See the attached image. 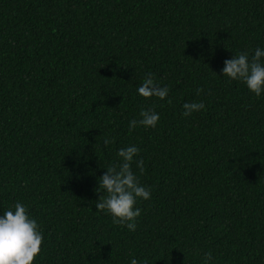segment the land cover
Returning <instances> with one entry per match:
<instances>
[{
  "label": "trees",
  "instance_id": "obj_1",
  "mask_svg": "<svg viewBox=\"0 0 264 264\" xmlns=\"http://www.w3.org/2000/svg\"><path fill=\"white\" fill-rule=\"evenodd\" d=\"M257 48L264 0H0V216L36 220L34 264H264V92L222 73ZM129 146L135 231L95 207Z\"/></svg>",
  "mask_w": 264,
  "mask_h": 264
},
{
  "label": "clouds",
  "instance_id": "obj_2",
  "mask_svg": "<svg viewBox=\"0 0 264 264\" xmlns=\"http://www.w3.org/2000/svg\"><path fill=\"white\" fill-rule=\"evenodd\" d=\"M264 50L257 48L254 56L249 59L247 53H240L232 59L224 61L223 76L231 80H239L246 84L247 88L257 97L264 92ZM215 74V73H214ZM144 98L157 97L164 100L169 90L156 84L152 73H147L140 87L137 89ZM203 89H197L199 95ZM170 102V101H169ZM184 116H190L194 112L205 109L203 102H191L183 105ZM141 119L130 121V131L138 126L155 128L160 117L153 109L142 110ZM115 143V138L104 139V145ZM139 154L135 146L122 148L118 156L122 162L119 165H110L105 174L99 180V189H103L104 195L100 196L95 207L98 211L107 212L113 218V224L125 226L135 231V220L141 211L135 208L137 198L149 200L150 190L141 186L137 175L131 165L134 157ZM136 167L140 173L144 172L143 160L136 161ZM13 210H7L0 216V264H34L37 256L41 253L43 236L38 229L35 219L27 214V209L22 203H16ZM212 260V254H205L204 261L207 264ZM130 264H138L132 259Z\"/></svg>",
  "mask_w": 264,
  "mask_h": 264
}]
</instances>
